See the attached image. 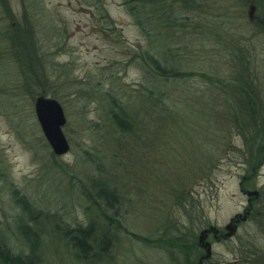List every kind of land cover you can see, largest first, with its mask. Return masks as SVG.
<instances>
[{
    "label": "rangeland",
    "instance_id": "1",
    "mask_svg": "<svg viewBox=\"0 0 264 264\" xmlns=\"http://www.w3.org/2000/svg\"><path fill=\"white\" fill-rule=\"evenodd\" d=\"M211 1H215L210 8L214 11L209 10L215 15L213 19H222L231 31H243L242 36L249 41L253 33L249 28L250 8L239 15L233 12L235 0H203L206 9ZM100 10L107 13L110 21L105 27L100 23ZM22 19L38 34L36 43L45 57V73L41 77L44 84L36 78L37 86L31 85L24 78L22 66L18 70L9 67L13 65L12 52L22 55L8 44L0 46V225L11 226L17 212H21L13 189L38 208L57 211L59 219L65 222L82 221V211L88 203L80 190L89 187L87 176H107L108 182L118 184L134 204L130 232L148 236L169 222L188 225L185 219L187 216L189 221L188 214L176 207L173 200V191L177 190L179 195L187 193L186 206L194 218L208 219L224 229L232 227V233L234 229L244 236L243 226L236 223L248 206L250 194L256 195L264 186V161L255 174V186L244 189L241 186L246 168L244 142L231 119L207 118L205 112L213 105L209 103L208 83L198 76L185 80L192 97L173 100L180 107L178 117L173 115L175 107L166 111L174 116L170 118L166 112L153 111L148 101H139L136 105L139 114L142 116L144 111L150 114V118H140L139 138L111 133L98 92L116 93L127 100L129 96L135 98L140 87L147 85L141 71L129 60L146 38L133 23L123 1H0L1 34L8 26H11L8 33L11 28L14 31L12 26L20 25ZM235 22H239L238 28L234 27ZM206 47L207 42L202 43L201 39L191 45L186 53L188 66L182 69L207 74L212 69L208 64L228 68L229 63L220 57V52L214 54L212 62L207 60ZM224 75L222 71L219 76ZM112 78L118 80L114 86L110 84ZM48 91L56 95L65 116L62 131L69 148L61 155L50 148L35 113L37 99ZM204 100H208L206 106ZM215 111L222 112L218 107ZM204 139L210 145L203 143ZM94 162L101 172L96 171ZM246 227L254 231L251 225ZM125 238L117 264H133L131 256L152 257L144 248L133 245L132 239ZM236 241V236L230 234L211 244L209 251L223 264H248L252 258H244ZM49 262L75 264L61 248L59 256H51Z\"/></svg>",
    "mask_w": 264,
    "mask_h": 264
},
{
    "label": "trees",
    "instance_id": "2",
    "mask_svg": "<svg viewBox=\"0 0 264 264\" xmlns=\"http://www.w3.org/2000/svg\"><path fill=\"white\" fill-rule=\"evenodd\" d=\"M122 1L133 23L146 38L142 45L135 48L129 60L141 71L147 85L140 87L135 98L129 96L127 100L116 93L96 91L102 98L109 131L139 138L140 118H150L145 111L141 116L136 110L138 102L143 100L150 103L153 111L164 113L175 107L173 115L178 117L180 107L173 100L177 102L178 97H192L185 80L198 76L210 86L209 103L213 105L210 111L205 112L207 118L231 119L244 142L246 168L241 186L252 189L257 169L264 161V0H235L237 3H232L233 12L239 15L250 8L248 16L252 26L249 28L253 33L249 41L242 36L243 31H231L222 19H213L215 15L209 10L214 11L210 8L215 1L208 2V9L203 0ZM98 13L100 23L105 27L110 23L108 15L101 10ZM206 14L208 20L203 18ZM19 24L13 25L14 31L11 28L10 33L7 30L11 26L0 33V46L8 44L22 55L12 52L10 61L13 65L9 67L18 70L22 66L24 78L29 84L37 86L36 78H39L43 85L41 77L45 73V57L40 44L36 43L38 34L32 32L26 19ZM234 27L238 28L239 22H235ZM199 39L208 44L207 60H213L214 54L220 52V57H225L229 63L228 68L221 64L217 67L208 64L212 69L207 74L204 73L206 71L194 74L191 70H183L182 67L188 66L186 53L189 47ZM222 68H226L227 72ZM222 71L225 75L220 77ZM117 83L116 78L110 81L113 86ZM43 96L57 98L49 91ZM131 100H134L133 104ZM207 101H203L205 106ZM215 107L222 112L217 113ZM183 110L187 112L184 106ZM165 114L174 117L167 112ZM203 143L210 145L205 139ZM83 154L85 156V152ZM85 158L93 163L87 155ZM96 163V171L101 172ZM107 178L87 176L89 187L80 190L81 197L88 203L83 208L82 221L65 222L59 219L57 211L36 207L25 195L13 189V198L19 202L21 212H17L9 228L0 225V264H50L51 256H59L60 248L75 264H117L118 252L125 237L152 255L142 259L131 256L133 264L135 259L143 264H223L212 256L209 248L230 234L236 236L237 248H241L244 258H252L248 264H264V186L256 195L250 194L242 217L238 222L234 221L236 226H243L244 236L234 229L232 233V227L224 229L208 219L194 218L186 206L187 193L179 195L177 190L173 191L175 206L185 210L189 221L187 216L185 219L189 224L169 222L158 231L143 236L128 230L134 204L122 193L118 184L109 183ZM249 225L254 228L253 232L246 227Z\"/></svg>",
    "mask_w": 264,
    "mask_h": 264
},
{
    "label": "water",
    "instance_id": "3",
    "mask_svg": "<svg viewBox=\"0 0 264 264\" xmlns=\"http://www.w3.org/2000/svg\"><path fill=\"white\" fill-rule=\"evenodd\" d=\"M35 113L42 133L53 152L56 155L67 152L69 145L62 131L65 116L61 105L52 98H38Z\"/></svg>",
    "mask_w": 264,
    "mask_h": 264
}]
</instances>
